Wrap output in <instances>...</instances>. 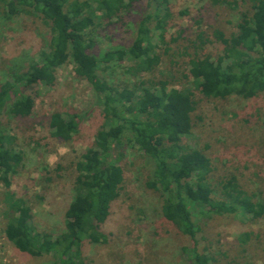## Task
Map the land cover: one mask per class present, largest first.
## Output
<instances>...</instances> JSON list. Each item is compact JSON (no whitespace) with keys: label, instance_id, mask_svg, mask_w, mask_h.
<instances>
[{"label":"rangeland","instance_id":"1","mask_svg":"<svg viewBox=\"0 0 264 264\" xmlns=\"http://www.w3.org/2000/svg\"><path fill=\"white\" fill-rule=\"evenodd\" d=\"M79 2L85 0H78ZM96 9L94 0H87ZM233 2L237 0H226ZM0 5V12L3 11ZM148 0H141L110 20L94 19L87 38L94 44L90 53L120 51L122 58L100 66L98 85L136 91H159V82L168 89H188L194 94L192 128L181 145L203 152L213 171L209 183L219 191V184L231 177L253 201L264 202V91L252 98L232 95L204 98L189 74V61L208 57L216 61L223 46L215 41V30L227 37L237 32L242 12H250L243 2L238 5L213 4L210 0H168L169 18L163 42L155 30L156 10ZM150 16L151 38L160 57L150 73L130 75L133 65L124 53L131 46L139 21ZM203 32L208 43L199 46L197 34ZM50 33L37 16L21 15L8 19L0 14V86L12 73H21L40 52L49 51ZM55 81L37 85L32 114L24 118L4 116L0 127L14 138L12 148L22 155V166L11 177V190L32 210L31 226L37 232L57 237L64 230V214L75 196L76 165L94 146L96 134L106 126L91 85L76 76L68 60L56 69ZM153 85L152 88L150 86ZM63 118L77 113L83 116L78 132L69 141L52 136L51 115ZM118 164L124 180L119 197L111 204L108 219L101 224L107 233L106 245L84 243L82 257L90 264H191L181 253L192 247L190 240L161 215L162 200L146 186L151 164L136 146H126ZM6 188L0 181V264H55L54 255L35 257L19 252L5 237L12 217L5 206ZM204 242L198 247L212 257L213 264H264V215L253 219L243 215L196 218Z\"/></svg>","mask_w":264,"mask_h":264},{"label":"trees","instance_id":"2","mask_svg":"<svg viewBox=\"0 0 264 264\" xmlns=\"http://www.w3.org/2000/svg\"><path fill=\"white\" fill-rule=\"evenodd\" d=\"M0 0L8 19L23 15L37 16L48 27L49 51H42L21 73H12L0 86V124L6 115L24 118L32 114L37 85L49 86L55 71L68 60L74 64L76 76L86 80L94 90L106 126L96 134L94 146L76 165L75 196L64 214V230L57 237L37 232L31 226L32 210L11 190V177L22 166L23 158L12 148L14 138L0 127V181L6 188L4 202L10 218L5 237L21 253L35 257L54 255L55 264H90L82 257L84 243L106 245L109 235L101 224L110 215L111 204L119 197L124 180L118 158L126 146H136L151 164L146 186L162 200L161 215L193 244L181 253L191 264H213L212 257L198 249L204 242L196 218L243 215L258 219L264 215V202L253 201L231 177L219 184V191L209 183L213 171L210 159L201 151L182 146L181 140L192 128L195 110L194 94L188 89H168L159 82V91L143 89L141 95L126 88L98 85L100 66L119 61L120 51L93 55V42L87 38L96 13L110 20L123 9L141 0ZM156 5L155 30L163 42L169 18L168 0H148ZM213 4L238 5L243 2L250 12H242L237 32L227 37L215 30L212 34L223 46V55L214 62L208 57L189 61V74L200 86L204 98H226L238 95L246 99L264 91V0H210ZM150 16L143 17L134 40L124 53L132 66L130 75L152 72L160 63L149 28ZM199 46L208 43L203 32L197 34ZM153 85L150 86L152 88ZM83 116L77 113L51 115L52 136L69 141L79 130Z\"/></svg>","mask_w":264,"mask_h":264}]
</instances>
